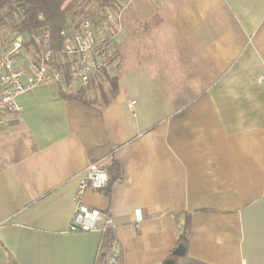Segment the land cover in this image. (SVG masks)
Listing matches in <instances>:
<instances>
[{"label": "crops", "instance_id": "0c3cea01", "mask_svg": "<svg viewBox=\"0 0 264 264\" xmlns=\"http://www.w3.org/2000/svg\"><path fill=\"white\" fill-rule=\"evenodd\" d=\"M121 21L115 96L41 86L0 123V264H94L106 219L119 264H182L185 219L188 258L264 264V0H132ZM92 161L102 219L71 232Z\"/></svg>", "mask_w": 264, "mask_h": 264}, {"label": "built area", "instance_id": "2783aa9c", "mask_svg": "<svg viewBox=\"0 0 264 264\" xmlns=\"http://www.w3.org/2000/svg\"><path fill=\"white\" fill-rule=\"evenodd\" d=\"M131 1L108 0L84 13H68L59 29L57 49H52L51 30L41 14L37 15L40 23L32 31L20 29L25 18L24 6L11 1L2 12L5 22L0 25V123L4 115L20 111L17 97L35 88L54 85L66 95L76 97L92 84L105 86L115 75L118 63L113 37L121 30L122 16ZM260 79L264 81V75ZM134 102L127 100L130 107ZM107 182V170L97 161L88 162L73 194L69 231L97 229L102 214L81 202V197L86 188L99 190ZM104 224L106 228L107 219ZM110 248L112 263L119 252L115 242Z\"/></svg>", "mask_w": 264, "mask_h": 264}, {"label": "trees", "instance_id": "16d2710c", "mask_svg": "<svg viewBox=\"0 0 264 264\" xmlns=\"http://www.w3.org/2000/svg\"><path fill=\"white\" fill-rule=\"evenodd\" d=\"M13 0H0V25L5 22L3 17V11L5 7ZM19 4L24 6L25 18L22 24H20V29L26 30L28 32L32 31L38 26L40 21L37 19V15L41 14L43 17V22L49 25L51 30V46L52 49L60 48V37L59 29L62 26V23L65 22L67 14L70 12L84 13L89 11L91 8L96 5L106 4L108 0H70L65 6H63L65 0H15ZM108 90L112 93L113 96L116 95L118 85L116 80V75L108 79L107 84ZM86 91H93L91 97L84 99L83 94ZM106 96V90L102 84H97L88 87L86 90H82L79 96L71 97L69 95L65 96L67 99L74 98L79 101L92 103L98 101L97 98L103 100V103L107 101L104 99ZM189 221L186 219L182 222V229L180 232L179 242H183L185 245L187 243L189 233ZM99 244L97 251L95 252L94 264H119L120 263V254L117 257V260L112 262L109 260L111 255L110 245L114 241L112 232L106 227L101 232V238H99ZM178 242V243H179ZM182 264H200L193 259L188 258L186 255L182 258Z\"/></svg>", "mask_w": 264, "mask_h": 264}, {"label": "water", "instance_id": "95a60500", "mask_svg": "<svg viewBox=\"0 0 264 264\" xmlns=\"http://www.w3.org/2000/svg\"><path fill=\"white\" fill-rule=\"evenodd\" d=\"M185 244L183 242H179L176 247L173 249L172 254L176 257H184L185 255ZM173 259H167L163 261V264H176L173 262Z\"/></svg>", "mask_w": 264, "mask_h": 264}, {"label": "rangeland", "instance_id": "374dc122", "mask_svg": "<svg viewBox=\"0 0 264 264\" xmlns=\"http://www.w3.org/2000/svg\"><path fill=\"white\" fill-rule=\"evenodd\" d=\"M70 0H65L63 6H65V4H67ZM115 76V75H114ZM89 93H92L93 94V91H89Z\"/></svg>", "mask_w": 264, "mask_h": 264}]
</instances>
